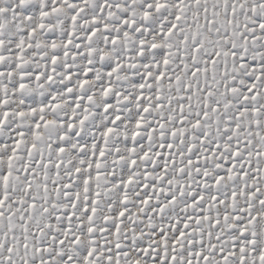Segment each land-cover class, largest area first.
I'll return each mask as SVG.
<instances>
[{
	"label": "snow or ice",
	"instance_id": "snow-or-ice-1",
	"mask_svg": "<svg viewBox=\"0 0 264 264\" xmlns=\"http://www.w3.org/2000/svg\"><path fill=\"white\" fill-rule=\"evenodd\" d=\"M0 264H264V0H0Z\"/></svg>",
	"mask_w": 264,
	"mask_h": 264
}]
</instances>
